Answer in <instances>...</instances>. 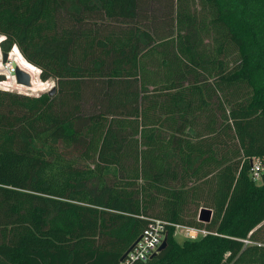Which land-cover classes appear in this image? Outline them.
I'll list each match as a JSON object with an SVG mask.
<instances>
[{"label":"trees","instance_id":"obj_1","mask_svg":"<svg viewBox=\"0 0 264 264\" xmlns=\"http://www.w3.org/2000/svg\"><path fill=\"white\" fill-rule=\"evenodd\" d=\"M0 34L55 86L0 88V264H121L153 220L139 264H264V0H0Z\"/></svg>","mask_w":264,"mask_h":264},{"label":"built area","instance_id":"obj_2","mask_svg":"<svg viewBox=\"0 0 264 264\" xmlns=\"http://www.w3.org/2000/svg\"><path fill=\"white\" fill-rule=\"evenodd\" d=\"M4 38L5 36L0 34V42ZM2 53L3 51L0 48V88L15 90L8 88L5 84V83L8 84V81H10L11 79H13V82H16L14 76L15 68L9 56L10 52L9 51L7 52L8 55L5 60L2 59ZM262 170H264V164L262 163V161L258 158H252L250 161L251 177L254 180H258L260 178V172ZM163 228L164 225L161 221L159 220L151 221L141 233L140 239L136 242L133 248L127 253L125 258L121 260V264H139L141 261H145L154 252H156L157 247L160 245L164 237ZM175 229L183 230L184 237L189 239L197 238L198 236L204 235L208 232L203 228L185 227L180 225H175ZM246 242L247 241H245V243Z\"/></svg>","mask_w":264,"mask_h":264},{"label":"rangeland","instance_id":"obj_3","mask_svg":"<svg viewBox=\"0 0 264 264\" xmlns=\"http://www.w3.org/2000/svg\"><path fill=\"white\" fill-rule=\"evenodd\" d=\"M16 46H13V49L11 48L9 50L10 52V60L12 61V64L15 67H20L22 70H27L28 73L32 74V78L34 81L33 85L30 86H24L21 84H18L16 82H13V79H11L10 81H8V84L11 86L9 87L10 89H16L20 92H23L25 94H39L43 91H47L48 89H50L52 86H54V80L53 79H48L46 81H42L39 79L38 74H39V70L33 66H31L30 64L26 63L20 56V52L17 51V48H14ZM32 82V81H31ZM7 84V83H6ZM175 239L178 242H182L185 237L183 235V230L181 229H176L175 230Z\"/></svg>","mask_w":264,"mask_h":264},{"label":"water","instance_id":"obj_4","mask_svg":"<svg viewBox=\"0 0 264 264\" xmlns=\"http://www.w3.org/2000/svg\"><path fill=\"white\" fill-rule=\"evenodd\" d=\"M8 53L3 52L2 53V59L5 60ZM14 76L16 83L24 85V86H30L31 85V77L30 74L26 71L22 70L20 67H15L14 69ZM55 91V86H52L50 89L47 90V93L51 95ZM212 211L210 208L202 207L199 209L198 212V220L207 222L210 220ZM140 239V236L131 244V246L126 250V252L122 255L121 260L125 258L127 253L133 248V246L136 244V242ZM166 246V236L163 237L160 245L157 247L156 252H154L151 256L155 255L158 251L164 249Z\"/></svg>","mask_w":264,"mask_h":264},{"label":"bare ground","instance_id":"obj_5","mask_svg":"<svg viewBox=\"0 0 264 264\" xmlns=\"http://www.w3.org/2000/svg\"><path fill=\"white\" fill-rule=\"evenodd\" d=\"M24 71H26L27 73H28V71L27 70H24ZM30 74V77H31V85H33L34 84V81L35 80H33V78H32V74L31 73H29ZM6 84V83H5ZM6 86L9 88V87H11L9 84H6ZM16 90V89H15Z\"/></svg>","mask_w":264,"mask_h":264}]
</instances>
